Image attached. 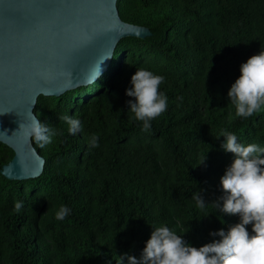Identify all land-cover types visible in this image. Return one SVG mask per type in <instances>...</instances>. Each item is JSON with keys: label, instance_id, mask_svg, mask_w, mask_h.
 Wrapping results in <instances>:
<instances>
[{"label": "trees", "instance_id": "16d2710c", "mask_svg": "<svg viewBox=\"0 0 264 264\" xmlns=\"http://www.w3.org/2000/svg\"><path fill=\"white\" fill-rule=\"evenodd\" d=\"M118 11L151 36L122 39L93 84L38 101L35 114L57 132L51 143L32 140L42 175L2 176L14 153L0 143V264H116L121 253L140 255L152 227L167 224L200 247L238 222L211 204L198 209L192 195L211 203L221 194L233 157L220 147L223 130L264 146V110L237 117L227 97L240 64L264 50V0H120ZM138 68L163 75L168 97L147 131L126 103ZM66 114L81 120L76 135ZM92 134L99 147L88 146ZM61 204L71 208L63 221Z\"/></svg>", "mask_w": 264, "mask_h": 264}, {"label": "water", "instance_id": "95a60500", "mask_svg": "<svg viewBox=\"0 0 264 264\" xmlns=\"http://www.w3.org/2000/svg\"><path fill=\"white\" fill-rule=\"evenodd\" d=\"M119 3L0 0V143L14 153L1 170L6 179L43 173L44 158L20 129L42 97L93 84L109 69L122 39L151 36L149 29L121 20ZM99 64L102 74L94 81Z\"/></svg>", "mask_w": 264, "mask_h": 264}, {"label": "clouds", "instance_id": "9594fccd", "mask_svg": "<svg viewBox=\"0 0 264 264\" xmlns=\"http://www.w3.org/2000/svg\"><path fill=\"white\" fill-rule=\"evenodd\" d=\"M239 71L240 75L229 87L227 97L235 107V115L248 118L264 110V50L242 62ZM101 74L99 64L93 80ZM164 80L163 75L150 69L138 68L130 78V87L125 90L128 97L134 98L126 102L128 111L135 120L142 122L144 131L151 129L152 120L168 107L167 95L159 90ZM61 119L71 135L82 129L81 120L75 116L66 114ZM20 129L26 138L42 145L51 143L57 134L52 125L41 122L33 113L29 122L20 124ZM221 136L224 137L221 149L233 154L220 177L221 194L211 203H206L200 192L193 193L192 199L198 209L211 204L222 215L238 216V222L226 230L210 231L209 236L213 239L200 247L185 241L183 235L167 224L151 226L152 231L140 255L121 253L115 259L116 264H264V146L257 143L245 145L238 141L234 132L226 129ZM88 146L99 147L97 134L89 137ZM205 159L206 156L200 164ZM23 205V201H15L14 210L20 212ZM70 213L71 208L61 204L55 218L63 221Z\"/></svg>", "mask_w": 264, "mask_h": 264}]
</instances>
